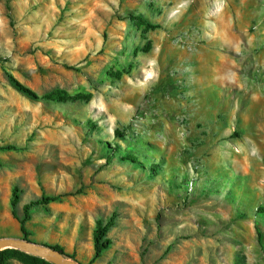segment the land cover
I'll return each instance as SVG.
<instances>
[{"label": "rangeland", "instance_id": "obj_1", "mask_svg": "<svg viewBox=\"0 0 264 264\" xmlns=\"http://www.w3.org/2000/svg\"><path fill=\"white\" fill-rule=\"evenodd\" d=\"M211 7L0 0V238L78 264H264V150L219 74ZM42 196L58 199L25 236Z\"/></svg>", "mask_w": 264, "mask_h": 264}, {"label": "crops", "instance_id": "obj_2", "mask_svg": "<svg viewBox=\"0 0 264 264\" xmlns=\"http://www.w3.org/2000/svg\"><path fill=\"white\" fill-rule=\"evenodd\" d=\"M210 1V14L217 17L208 25L222 60L219 74L240 92V129L249 148L264 150V0Z\"/></svg>", "mask_w": 264, "mask_h": 264}, {"label": "water", "instance_id": "obj_3", "mask_svg": "<svg viewBox=\"0 0 264 264\" xmlns=\"http://www.w3.org/2000/svg\"><path fill=\"white\" fill-rule=\"evenodd\" d=\"M7 248H16L27 253L42 257L54 264H78L70 256L61 253L52 246L38 244L25 238L2 237L0 238V252Z\"/></svg>", "mask_w": 264, "mask_h": 264}, {"label": "trees", "instance_id": "obj_4", "mask_svg": "<svg viewBox=\"0 0 264 264\" xmlns=\"http://www.w3.org/2000/svg\"><path fill=\"white\" fill-rule=\"evenodd\" d=\"M19 198V195L17 193V191L14 192V199H13V204H16L17 200ZM58 197L57 196H42L41 198L37 199V200H34V201H31L30 203L26 204L25 205V208H24V217L21 219V225H20V229L21 231L24 233L25 236H28L29 235V230L27 229L26 227V222L30 219L31 217V212H32V208L35 207V206H38L40 204H46V203H49L51 201H55L57 200ZM99 226H101V222L98 223ZM110 222H108L101 230L100 228H98V233L100 231H102V233H104L110 226ZM97 232V231H96ZM94 246H95V256H99L103 249L105 247L108 246V244L110 243V241L108 240H105L103 239V237H100L98 235H96L94 237ZM54 247L56 250L60 251L61 253H63L59 247H55V246H52ZM8 250H17V249H14V248H7L5 250H2L1 253H0V264H1V255L5 252V251H8ZM34 260H36L39 264H45L47 263L48 261L44 258H40V257H36V256H33Z\"/></svg>", "mask_w": 264, "mask_h": 264}]
</instances>
